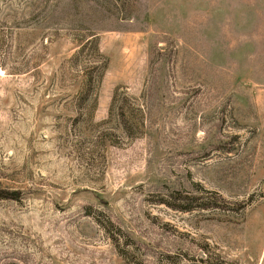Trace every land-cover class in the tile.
Instances as JSON below:
<instances>
[{"label": "rangeland", "instance_id": "374dc122", "mask_svg": "<svg viewBox=\"0 0 264 264\" xmlns=\"http://www.w3.org/2000/svg\"><path fill=\"white\" fill-rule=\"evenodd\" d=\"M0 181V264H264V0H0Z\"/></svg>", "mask_w": 264, "mask_h": 264}, {"label": "trees", "instance_id": "16d2710c", "mask_svg": "<svg viewBox=\"0 0 264 264\" xmlns=\"http://www.w3.org/2000/svg\"><path fill=\"white\" fill-rule=\"evenodd\" d=\"M21 191L19 189H8L2 185L0 181V197H10V198H17L21 195ZM188 209L190 207H183Z\"/></svg>", "mask_w": 264, "mask_h": 264}]
</instances>
